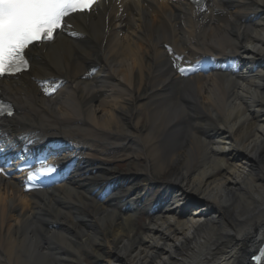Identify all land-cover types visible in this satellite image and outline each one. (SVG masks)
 Returning <instances> with one entry per match:
<instances>
[{"label": "bare ground", "instance_id": "obj_1", "mask_svg": "<svg viewBox=\"0 0 264 264\" xmlns=\"http://www.w3.org/2000/svg\"><path fill=\"white\" fill-rule=\"evenodd\" d=\"M207 5L102 1L70 20L80 41L34 46L29 75L0 81L15 108L6 126L60 138L74 169L34 195L0 178V264H254L264 250V0ZM165 45L188 59L229 55L239 73L181 78ZM55 78L65 84L46 99L37 81ZM109 186L115 194L98 201Z\"/></svg>", "mask_w": 264, "mask_h": 264}, {"label": "snow or ice", "instance_id": "obj_2", "mask_svg": "<svg viewBox=\"0 0 264 264\" xmlns=\"http://www.w3.org/2000/svg\"><path fill=\"white\" fill-rule=\"evenodd\" d=\"M193 2L200 4V0ZM100 4L101 0H0V79L28 71L30 63L26 50L54 41L65 29L72 28L70 20L77 14H91ZM177 70L181 75L188 71L179 66ZM56 90L55 86L45 88V94L51 95ZM13 114L11 106L0 104V116ZM55 171L54 166L42 163L29 170L26 179L35 185L41 177L51 176ZM0 175H8L3 167H0ZM253 259L260 264L264 250Z\"/></svg>", "mask_w": 264, "mask_h": 264}, {"label": "rangeland", "instance_id": "obj_3", "mask_svg": "<svg viewBox=\"0 0 264 264\" xmlns=\"http://www.w3.org/2000/svg\"><path fill=\"white\" fill-rule=\"evenodd\" d=\"M113 163H115V162H113ZM113 163H112V164H113ZM118 164H121V163H120V162L118 163V161H117V162L114 164V166H116V165H118Z\"/></svg>", "mask_w": 264, "mask_h": 264}]
</instances>
